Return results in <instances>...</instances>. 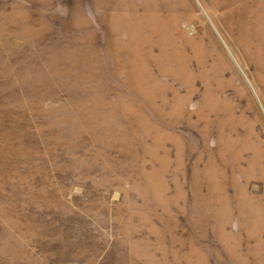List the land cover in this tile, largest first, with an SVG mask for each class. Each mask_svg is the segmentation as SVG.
Returning <instances> with one entry per match:
<instances>
[{"label": "rangeland", "instance_id": "obj_1", "mask_svg": "<svg viewBox=\"0 0 264 264\" xmlns=\"http://www.w3.org/2000/svg\"><path fill=\"white\" fill-rule=\"evenodd\" d=\"M263 7L0 0V264H264Z\"/></svg>", "mask_w": 264, "mask_h": 264}, {"label": "bare ground", "instance_id": "obj_2", "mask_svg": "<svg viewBox=\"0 0 264 264\" xmlns=\"http://www.w3.org/2000/svg\"><path fill=\"white\" fill-rule=\"evenodd\" d=\"M168 1H169V0H168ZM162 2H163V1H162ZM175 2H176V1H175ZM241 3L243 4V2H241ZM175 4H176V3H175ZM234 4H235V3H234ZM244 4H245V3H244ZM168 5H169V4H168ZM252 5H254V3H253ZM233 6H234V5H233ZM241 6H242V5H241ZM242 7H243V6H242ZM242 7H241V8H242ZM176 8H177V7H176ZM257 8H258V7H257ZM263 8H264V7H263ZM156 9H157V8H156ZM218 9H219V7H218ZM244 9H245V8H244ZM255 9H256V7H255ZM157 10H158V9H157ZM160 10H161V9H160ZM169 10H170V9H169ZM171 11H172V10H171ZM244 11H245V10H244ZM254 11H255V10H254ZM161 13H162V12H161ZM248 13H249V12H248ZM258 13H259V12H258ZM176 14H177V13H176ZM176 14H175V15H176ZM179 14H180V13H179ZM181 14H182V13H181ZM219 14H220V13H219ZM197 15H198V14H197ZM220 15H221V14H220ZM260 15H261V14H260ZM168 16H169V15H168ZM212 16H213V15H212ZM161 17H163V16H161ZM182 17H183V16H182ZM257 17H258V16H257ZM257 17H256V18H257ZM156 18H157V17H156ZM169 18H170V17H169ZM215 18H216V17H215ZM154 19H155V18H154ZM164 20H165V18H164ZM157 21H158V20H157ZM175 21H176V20H175ZM184 21H185V20H184ZM184 21H183V22H184ZM220 21H221V20H220ZM230 21H231V20H230ZM258 21H259V20H258ZM227 22H228V21H227ZM259 22H260V21H259ZM155 23H157V22L155 21ZM161 23H162V22H161ZM189 23H190V22H189ZM256 24H257V23H256ZM150 25H151V24H150ZM166 25H167V23H166ZM261 25H262V24H261ZM263 25H264V24H263ZM154 27H155V26H154ZM159 27H160V26H159ZM159 27H158V28H159ZM169 27H170V26H169ZM263 27H264V26H263ZM158 28H157V30H158ZM154 29H155V28H154ZM171 29H172V28H171ZM177 29H178V28H177ZM180 29H181V28H180ZM210 29H211V28H210ZM228 29H229V27H228ZM155 30H156V29H155ZM155 30H154V31H155ZM161 30H162V29H161ZM168 30H169V29H168ZM172 30H174V29H172ZM158 32H159V31H158ZM203 32H204V31H203ZM171 33H172V32H171ZM223 33H224V32H223ZM163 34H164V33H163ZM205 34H206V33H205ZM174 35H175V34H174ZM201 35H202V34H201ZM175 36H176V35H175ZM202 36H203V35H202ZM160 37H161V36H160ZM228 38H229V37H228ZM160 39H161V38H160ZM162 39H163V38H162ZM178 39H179V38H178ZM180 41H181V40H180ZM183 42H184V41H183ZM247 44H249V43H247ZM212 49H213V48H212ZM182 51H183V50H182ZM249 51H251V50H249ZM221 52H222V51H221ZM202 53H203V52H202ZM241 53H242V52H241ZM205 54H206V53H205ZM247 54H248V53H247ZM250 54H251V53H250ZM261 54H263V53H261ZM254 56H255V55H254ZM256 56H257V55H256ZM205 57H206V56H205ZM249 57H250V56H249ZM263 57H264V56H263ZM263 57H262V58H263ZM263 60H264V59H263ZM218 61H219V60H218ZM259 61H260V60H259ZM262 62H263V61H262ZM225 64H226V63H225ZM257 67H258V66H257ZM225 68H226V67H225ZM259 68H260V67H259ZM227 69H228V68H227ZM260 69H261V68H260ZM260 69H259V70H260ZM229 70H230V69H229ZM232 72H233V71H232ZM234 76H235V75H234ZM244 89H245V88H244ZM245 90H246V89H245ZM248 100H249V99H248ZM262 179H263V178H262Z\"/></svg>", "mask_w": 264, "mask_h": 264}]
</instances>
